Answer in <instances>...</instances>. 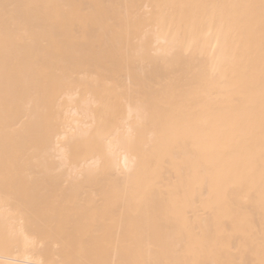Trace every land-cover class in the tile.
<instances>
[{
    "label": "bare ground",
    "instance_id": "obj_1",
    "mask_svg": "<svg viewBox=\"0 0 264 264\" xmlns=\"http://www.w3.org/2000/svg\"><path fill=\"white\" fill-rule=\"evenodd\" d=\"M259 254L264 0H0V264Z\"/></svg>",
    "mask_w": 264,
    "mask_h": 264
},
{
    "label": "rangeland",
    "instance_id": "obj_2",
    "mask_svg": "<svg viewBox=\"0 0 264 264\" xmlns=\"http://www.w3.org/2000/svg\"><path fill=\"white\" fill-rule=\"evenodd\" d=\"M258 252H259V251H258ZM260 253H262V252H260ZM260 255H261V254H259L258 256H260ZM256 258H257V260H258L259 262H258L257 260H256L255 262L261 263L262 260L264 261V259H262L261 256H260V258H261L262 260H261L259 257H257V255H256ZM254 259H255V258H254ZM260 260H261V261H260ZM251 263H254V262L251 261ZM256 264H257V263H256Z\"/></svg>",
    "mask_w": 264,
    "mask_h": 264
}]
</instances>
